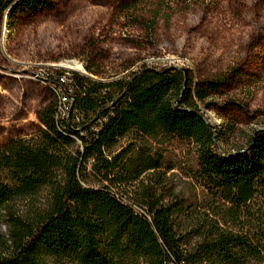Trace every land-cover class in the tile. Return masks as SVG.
<instances>
[{
  "label": "trees",
  "instance_id": "obj_1",
  "mask_svg": "<svg viewBox=\"0 0 264 264\" xmlns=\"http://www.w3.org/2000/svg\"><path fill=\"white\" fill-rule=\"evenodd\" d=\"M52 7L53 0H0V15ZM65 75L49 81L71 99L67 114L51 100L34 136L0 145V222L8 229L0 264L264 262V128L242 149H218L200 102L220 81L202 87L176 66L114 80ZM175 141L193 149L190 176L212 213L190 229L185 220L198 201L161 176L175 168L164 147ZM42 191V208H18Z\"/></svg>",
  "mask_w": 264,
  "mask_h": 264
},
{
  "label": "rangeland",
  "instance_id": "obj_2",
  "mask_svg": "<svg viewBox=\"0 0 264 264\" xmlns=\"http://www.w3.org/2000/svg\"><path fill=\"white\" fill-rule=\"evenodd\" d=\"M76 65L83 68L71 67ZM169 66L187 69L202 87L221 82L200 108L219 134L220 151L246 147L264 128V0H53L52 9L4 12L0 145L38 132V113L59 100L49 80L61 71L114 80L143 67ZM164 147L175 168H163L161 176L177 194L198 201L185 220L190 229L200 214L212 215L206 192L190 176L194 151L178 141ZM47 196L42 191L18 208H42ZM7 230L0 222V237Z\"/></svg>",
  "mask_w": 264,
  "mask_h": 264
},
{
  "label": "built area",
  "instance_id": "obj_3",
  "mask_svg": "<svg viewBox=\"0 0 264 264\" xmlns=\"http://www.w3.org/2000/svg\"><path fill=\"white\" fill-rule=\"evenodd\" d=\"M58 66L59 65H56V64L54 65V67H56V68ZM70 72L71 71L65 72L66 75L63 76L61 78V80L62 81L67 80V77L69 75H71L72 72H78V71L73 70L71 73ZM50 85L59 93L58 95H59V99H60V105H59V109H58V115H62L63 116V115H65L66 110L69 109V106H70V103H71V99L64 93L62 87H58L57 84H55V83H51Z\"/></svg>",
  "mask_w": 264,
  "mask_h": 264
},
{
  "label": "bare ground",
  "instance_id": "obj_4",
  "mask_svg": "<svg viewBox=\"0 0 264 264\" xmlns=\"http://www.w3.org/2000/svg\"><path fill=\"white\" fill-rule=\"evenodd\" d=\"M71 67H74L75 69H80V70L83 68L81 65H76V66H71ZM85 72H86V70H85Z\"/></svg>",
  "mask_w": 264,
  "mask_h": 264
},
{
  "label": "water",
  "instance_id": "obj_5",
  "mask_svg": "<svg viewBox=\"0 0 264 264\" xmlns=\"http://www.w3.org/2000/svg\"><path fill=\"white\" fill-rule=\"evenodd\" d=\"M85 74H88L87 72H85Z\"/></svg>",
  "mask_w": 264,
  "mask_h": 264
}]
</instances>
